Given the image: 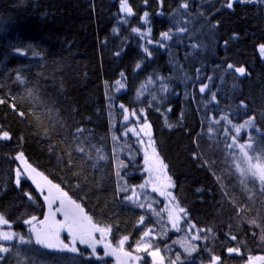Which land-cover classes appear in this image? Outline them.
I'll return each instance as SVG.
<instances>
[{
	"label": "trees",
	"instance_id": "trees-1",
	"mask_svg": "<svg viewBox=\"0 0 264 264\" xmlns=\"http://www.w3.org/2000/svg\"><path fill=\"white\" fill-rule=\"evenodd\" d=\"M126 4L131 15L121 0H0V129L9 133L0 138V216L28 238L24 221L46 214L34 185L16 183L22 154L108 229L112 244L127 237L124 249L139 264H152V249L162 264L264 261V182L229 147L227 125L242 126L236 137L264 165V2ZM124 109L151 128L185 214L178 232L167 227L163 198L141 188L147 174ZM144 240L148 250H137ZM5 245L0 264H114L86 246L72 253Z\"/></svg>",
	"mask_w": 264,
	"mask_h": 264
},
{
	"label": "rangeland",
	"instance_id": "rangeland-1",
	"mask_svg": "<svg viewBox=\"0 0 264 264\" xmlns=\"http://www.w3.org/2000/svg\"><path fill=\"white\" fill-rule=\"evenodd\" d=\"M262 1L264 2V0ZM258 50L261 55V58L264 59V51L261 50V47H259ZM120 88H121L120 84H117L116 89L119 90ZM124 114H125V117H127V119H125V123H127L126 133H128L129 136H131L133 139L137 141L142 151L144 169L147 175H146L144 187L142 186L141 188H149L150 190L154 191L157 195L163 198L164 200V219L166 220L165 222L167 224V227L171 228V230L174 232H178L183 227L185 214L182 211H180V209L177 207L174 201L173 195L171 193L172 182L170 178L168 177L164 167H162L159 172H155L154 170H150V164L146 161L148 157L158 158L156 155L155 149L153 147V143H152L151 128L148 123H141V124L133 123V121H131V118L129 116V112L127 109H124ZM227 125L231 133L234 134L235 136H238V134L235 132L236 128H240V132H241L242 126L232 124L231 122H228ZM0 137H2V133H0ZM236 138L237 139H235V141H233L232 139V142L234 143L232 145H234L238 150H240V152H241V149L239 146L245 145L244 151L241 153L244 156L247 169L249 170V172H251L253 175L257 176L260 179V174L262 171H264V165L260 163L259 161L254 160L251 157H249L247 153L249 142L242 143L241 141H239L238 137ZM18 172H19V180L21 179L29 180L34 185V187L38 190V192L43 196L45 206H46L45 216H49L50 208L54 210L55 208L59 207L60 199L64 200L66 210L71 211L72 209L75 208V205H78L77 203L73 204L72 203L73 201L70 200L69 197L65 193H63V191H61L59 188L57 189L56 187H54L56 186L55 184L51 183L49 179H47L43 174H41L40 172L35 170L33 167H31L22 155L17 156L16 179H17ZM139 191L138 189H136L135 192L132 193L131 200L136 199V196L138 195ZM161 192H164V194L161 195ZM45 197H49V199H52L53 197H55L56 199L54 203L49 205V202L48 200H45ZM82 215L84 217H88L86 216L83 210H82ZM45 216L43 219L33 221L32 224L27 225L30 231V236L28 238L23 237L21 234H18L14 230H12L9 226V222L7 221V223H4L3 221H6V220L0 216V218H2V220H0V233H8V234H11L13 237L12 240H4L2 237H0V248L7 249V246L5 245V243H10L14 241L20 242L21 237H23L25 241L31 240L32 242H34L35 235L34 233L31 232V228L33 226H39V221H43L45 219ZM53 219L56 221H63L64 216L62 212H54L53 216H49L48 223H52ZM85 227H87V221H85ZM100 228H103V227H100ZM92 235H93L94 241H101L100 243L95 244V252L98 249L102 250L104 254L108 252L109 254H107V256H110L114 260V264H139V259L141 257L139 254H136V253L131 254L129 252L131 256L123 255V253L126 252L124 249V244L126 240L124 241L122 246H119V242L116 244H112L108 238L109 237L108 229L104 232L103 238H101L100 232H94ZM60 238L61 240L64 241L65 244L69 246L68 249H63V250L70 251V248L72 247L71 237L69 236L66 230L61 231ZM105 244L109 245V247L105 248L104 247ZM140 245H141V251H145L146 249L148 250V245L146 243V240L141 242ZM75 246L76 248H78V246H86L92 250V248L89 245L80 244L78 240ZM118 246L122 247L123 252L119 251ZM113 250H116V252L113 253ZM156 251L158 250L156 249L149 250V255H150L152 264H162V257L159 251H158L159 253L158 256L153 257L151 255L152 252H156ZM3 253L5 252H0V254H3ZM244 264H264L263 257L261 255L251 256Z\"/></svg>",
	"mask_w": 264,
	"mask_h": 264
},
{
	"label": "snow or ice",
	"instance_id": "snow-or-ice-1",
	"mask_svg": "<svg viewBox=\"0 0 264 264\" xmlns=\"http://www.w3.org/2000/svg\"><path fill=\"white\" fill-rule=\"evenodd\" d=\"M184 7H187V5H184ZM228 7L231 8L232 4L229 3ZM121 10L124 12H127L129 15H131V9L129 7H127L126 0H121ZM142 20L145 23H147V20H148V13L147 12L144 13ZM134 31L139 32V29H134ZM161 35L164 39L170 38V33H168V32L162 33ZM260 47H261V50L264 51V45H261ZM145 51H147V49H145ZM149 55H151V53H149ZM229 67H231V66H229ZM236 71L243 74L245 70L243 68H239V69H236ZM204 90H205L204 87H202L200 89L201 92H204ZM0 103H3V101H0ZM125 119H127V117H125ZM78 131H80V130H78ZM0 132H2V137H0V138H3V139L9 138V133L7 131H3V129H0ZM235 132L237 134H239L240 128H236ZM235 139H236V136H233V141H235ZM233 146L234 145H229V147H233ZM239 147L241 149V152H243L245 145H240ZM248 147H250V145H248ZM81 151H83V150L81 149ZM162 167H163L162 161H160L158 158H153L151 160L150 170H155V171L159 172ZM260 180L262 182H264V171H262L260 174ZM16 183H17V185H19V183H20L19 172L17 173ZM54 187H56L57 189L59 188L58 185H56ZM163 194H164V192H161V195H163ZM55 199H56L55 197H53L52 199H49V197H45V200H48L49 205L54 203ZM126 199H131V198L126 197ZM72 203L74 204L75 202H72ZM180 211H183V209H181ZM54 212H62V214L64 216V220L63 221H56L53 219L52 223H48L49 216H53ZM49 216H45V219L43 221H39V226H33L31 228V232L34 233V235H35L34 243L36 245L42 246L43 248L48 249V250H63V249L69 248V246L67 244H65L64 241L61 240V238H60L61 231L66 230L68 232L69 236L71 237L72 247L70 248V251L72 253H76L78 251V249L75 246L77 240L79 241L80 244L89 245L92 248L93 253H95V244L100 243L101 241H94L92 234L94 232H100L101 238H103V234L107 230L105 228H100L97 225L92 224L91 218L84 217L82 215V209L80 208L79 205H75V208L72 209L71 211L66 210L65 209V202L63 199H60L59 207L55 208L54 210H52L50 208ZM36 219L37 218L35 216H33V217H31L30 220H25L24 223L25 224H32V222L36 221ZM0 220H2V218H0ZM85 221H87V227H85ZM3 222L7 223V221H3ZM145 235H147V233ZM0 237H2L4 240H12V238H13L12 235L8 234V233H0ZM127 239H128L127 237H124L123 240H120L119 246H122L124 241ZM232 239H235V237H232ZM20 242L22 244H31L32 243L31 240L25 241L23 239V237L20 238ZM104 247L108 248L109 245L105 244ZM137 250H141V245L139 243L137 244ZM191 250H194V249H191ZM6 251H8V249L0 248V252H6ZM119 251L123 252L122 247H119ZM228 251H229V253H231V252L238 251V250L229 248ZM115 252H116V250H113V253H115ZM105 254L107 255L109 253L106 252ZM158 254H159L158 251L151 253V255L153 257L158 256ZM123 255L124 256H131L130 253H126V252H124ZM214 259H218V258H214Z\"/></svg>",
	"mask_w": 264,
	"mask_h": 264
},
{
	"label": "water",
	"instance_id": "water-1",
	"mask_svg": "<svg viewBox=\"0 0 264 264\" xmlns=\"http://www.w3.org/2000/svg\"><path fill=\"white\" fill-rule=\"evenodd\" d=\"M153 159V157H148L147 158V162L151 165V160ZM155 171V170H154ZM155 172H157V171H155Z\"/></svg>",
	"mask_w": 264,
	"mask_h": 264
}]
</instances>
